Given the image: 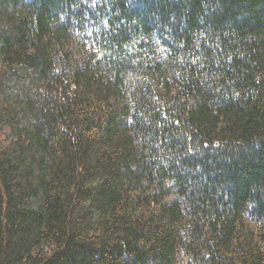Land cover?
I'll use <instances>...</instances> for the list:
<instances>
[{"label": "trees", "instance_id": "16d2710c", "mask_svg": "<svg viewBox=\"0 0 264 264\" xmlns=\"http://www.w3.org/2000/svg\"><path fill=\"white\" fill-rule=\"evenodd\" d=\"M0 264H264V0H0Z\"/></svg>", "mask_w": 264, "mask_h": 264}]
</instances>
